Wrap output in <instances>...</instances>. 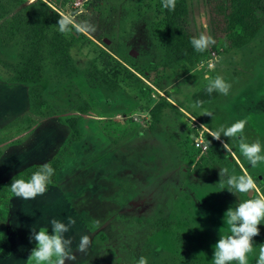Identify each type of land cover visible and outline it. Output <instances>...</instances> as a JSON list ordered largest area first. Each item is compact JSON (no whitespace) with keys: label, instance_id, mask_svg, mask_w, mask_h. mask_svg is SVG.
Masks as SVG:
<instances>
[{"label":"rangeland","instance_id":"1","mask_svg":"<svg viewBox=\"0 0 264 264\" xmlns=\"http://www.w3.org/2000/svg\"><path fill=\"white\" fill-rule=\"evenodd\" d=\"M36 1L0 0V25ZM41 1L72 20L76 38L57 60L50 54L38 59L39 34L28 44L24 60L43 72L40 115L29 111L27 87L9 81L23 64L15 55L21 39L25 48L23 33L0 50V235L7 234L10 246L9 254L0 252V264L32 262V231L52 230L53 218L68 224L69 217L75 223L65 236L72 239L76 259L66 264H138L141 257L148 264H214L215 244L229 234L225 212L264 197V163L250 165L239 149L241 137L211 136L222 125L246 119L244 141L264 145V14L259 32L235 47L230 39L213 37L208 0H182L178 28L190 39L204 31L215 40L187 65L164 50L158 0ZM84 23L95 31L83 30ZM54 28L70 38L59 24ZM103 53L118 69L99 86L90 70L100 66ZM206 75L223 77L231 88L194 107L193 96L208 86ZM78 90L87 112L76 105ZM70 116L77 117L80 137L54 169L47 192L35 200L15 197L10 180H28L26 169L34 173L51 165L70 133L63 123ZM220 168L250 175L257 189L235 195L225 183L222 190ZM258 227L249 264H256L264 244V223ZM84 235L90 243L81 253L77 247Z\"/></svg>","mask_w":264,"mask_h":264},{"label":"trees","instance_id":"2","mask_svg":"<svg viewBox=\"0 0 264 264\" xmlns=\"http://www.w3.org/2000/svg\"><path fill=\"white\" fill-rule=\"evenodd\" d=\"M155 10L164 15L161 24L166 27L165 41L163 47L165 52L168 51L169 56H176L183 60V64L192 65L195 61L203 56V52L196 51L191 39L181 29L178 28L179 21L184 15L185 9L182 0H176L175 10H169L162 6V0H158ZM208 10L210 16V25L215 39H230L231 44L235 47H242L248 43L261 29L263 19L259 16L264 14V0H208ZM63 18L45 2L37 0L35 3L26 6L21 12L17 13L9 20L0 25V50L3 45L13 42V38L19 33H23L25 37V48L21 50L23 45L20 40V50L16 56L23 61L22 67L17 69L12 76L9 77L10 82L20 83L27 87L29 100V111L33 115H40L39 107H42L44 101L39 93V84L41 83L43 72L40 66H36L33 61L24 58L30 53L27 50L28 44L34 43L33 34H39V46L36 48L39 58L42 59L46 54H50L56 60L60 56H65L71 40L76 38V33L69 31V39H66L62 33L55 30L54 26L58 24V20ZM53 26V28H51ZM18 44V43H17ZM34 50V51H36ZM33 52V51H31ZM12 57L14 53H11ZM179 55V56H178ZM184 56V57H183ZM24 57V58H23ZM100 66H94L90 70L92 77L100 86L104 82H109L111 77L117 73L118 65L115 60L108 54H100ZM107 85H114L107 83ZM203 88L196 93L193 98L198 105H203L214 100L217 92L213 91L209 94ZM78 92V100L76 105L81 112H87L89 105L86 99ZM25 121L34 123L30 116L24 117ZM63 123L69 128L70 133L65 138L64 143L58 149L56 155L51 160V165L56 169L62 162L64 156L71 153V146L79 137L77 117L70 116ZM25 174L32 176V170L26 169ZM19 179L16 176L9 182V187L13 180ZM159 225L167 227L168 224L160 223ZM52 234L53 230H48ZM10 246L7 234L2 232L0 235V252L9 254ZM29 264H36L31 259ZM231 264H238L236 261Z\"/></svg>","mask_w":264,"mask_h":264},{"label":"clouds","instance_id":"3","mask_svg":"<svg viewBox=\"0 0 264 264\" xmlns=\"http://www.w3.org/2000/svg\"><path fill=\"white\" fill-rule=\"evenodd\" d=\"M162 6L174 11L176 0H162ZM58 24L61 32H68L72 20L64 17L58 20ZM81 27L83 30L95 31V26L89 23H84ZM213 43H215L214 38L204 31L199 36H193L191 39L193 48L198 52L205 51ZM204 78L209 81L206 88L209 94L218 91L223 95H228L231 84L226 82L223 77L218 75L213 79L211 76L206 75ZM204 115L212 116L210 112H205ZM246 125L247 120L241 119L228 127L222 125L211 136L217 140H220L222 135L228 138L241 137L240 152L250 165L255 167L259 163H264V145L259 140L252 143L244 141L242 134ZM223 147L227 151L231 150L227 143H223ZM54 173V168L45 163L32 174L30 179L13 180L10 185L11 192L15 197L23 200H35L37 196L44 195L47 192ZM219 175L220 181H222L221 189H225L226 183V189L235 195L237 193H253L257 189V184L250 175H229L227 168H220ZM224 177H227L226 181L223 180ZM74 223L75 221L71 217H69L68 224L53 218L50 221L52 234H49L47 228L43 227L38 231L33 230L30 238L36 241V247L32 249L29 258L33 259L36 264H66V261H74L76 256L73 254L71 247L72 239L65 236L69 231V226ZM261 223H264V197L246 199L238 203L235 209L230 207L224 214V224L228 226L229 234L220 235L215 244L212 258L214 264H231L233 261L238 262V264H249L248 256L254 253L253 238L260 234L258 226ZM89 243V236H82L77 250L81 253L86 252ZM138 264H148L147 258L141 257ZM256 264H264V244H261L259 248Z\"/></svg>","mask_w":264,"mask_h":264},{"label":"water","instance_id":"4","mask_svg":"<svg viewBox=\"0 0 264 264\" xmlns=\"http://www.w3.org/2000/svg\"><path fill=\"white\" fill-rule=\"evenodd\" d=\"M185 121H186V120H185ZM186 123H187L188 125H191V123H190V122H187V121H186Z\"/></svg>","mask_w":264,"mask_h":264}]
</instances>
